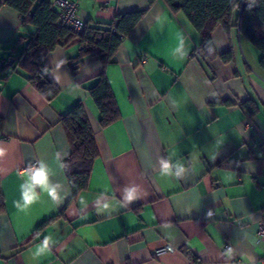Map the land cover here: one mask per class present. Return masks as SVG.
I'll return each instance as SVG.
<instances>
[{"label": "crops", "instance_id": "0c3cea01", "mask_svg": "<svg viewBox=\"0 0 264 264\" xmlns=\"http://www.w3.org/2000/svg\"><path fill=\"white\" fill-rule=\"evenodd\" d=\"M75 1L85 22L147 10L112 62L88 54L73 73L77 42L47 54L40 70L57 88L50 97L28 80L29 71L13 68L23 37L35 28L0 0V147L7 150L0 157V264H264V238L257 233L264 224L261 51L233 20L229 31L221 24L212 30L217 56L208 60L185 13L162 0L150 7L147 0ZM181 36L188 53L182 60L174 52ZM228 50L233 56L225 62L218 55ZM101 73L120 114L104 127L87 91ZM248 99L259 106L256 113L242 107ZM78 101L99 155L88 186L71 199L62 165L69 146L59 120ZM160 158L182 164V177L161 176ZM37 159L48 165L62 200L40 192L20 211L21 173ZM132 186L139 196L126 204L123 191ZM104 203L110 209L98 211ZM46 236L55 241L52 250L34 256ZM167 245L174 250L155 254Z\"/></svg>", "mask_w": 264, "mask_h": 264}, {"label": "trees", "instance_id": "16d2710c", "mask_svg": "<svg viewBox=\"0 0 264 264\" xmlns=\"http://www.w3.org/2000/svg\"><path fill=\"white\" fill-rule=\"evenodd\" d=\"M155 1L147 0L148 7ZM162 1L173 12L185 13L190 25L201 37L199 48L208 60L217 56L210 36L212 30L221 24L226 31H229L235 23L239 34L245 36L261 51L259 66L264 70V0H256L251 6L245 0L239 11L235 8L237 0ZM5 3L20 13L22 22L31 24L35 28L29 36L23 37L26 44L15 58L13 68L20 67L29 71L28 80L41 94L48 96L50 93V97L56 94L57 88L40 70L47 54L58 46L63 47L77 42L79 51L74 63L70 65L73 73L77 71L80 59L88 54L96 56L104 65L112 62L123 38L135 29L147 10L146 8L116 14L110 22L86 21L81 32L72 33L58 24L59 10L54 8L51 0H5ZM218 56L228 62L232 60L233 52L228 50ZM95 79V83L90 85L87 91L98 109L99 125L104 127L119 118L120 114L107 78L101 73ZM242 107L251 114L259 109L252 99L244 102ZM59 121L69 146V155L62 161V165L72 199L88 186L93 163L99 151L89 115L81 101L75 103L67 113L62 114ZM1 125L0 117V128ZM4 209V198L0 192V212ZM51 219L40 223L37 230L48 224Z\"/></svg>", "mask_w": 264, "mask_h": 264}, {"label": "clouds", "instance_id": "9594fccd", "mask_svg": "<svg viewBox=\"0 0 264 264\" xmlns=\"http://www.w3.org/2000/svg\"><path fill=\"white\" fill-rule=\"evenodd\" d=\"M249 6L256 3V0H247ZM185 41L181 36L178 38L177 46L174 50L178 54L179 59H184L187 56V52L184 51ZM59 67V65H58ZM4 147H0V157L4 156L6 153ZM57 157H60V154L57 153ZM185 172V168L182 164L177 162L173 164L170 159L160 158L159 160V173L161 176H174L176 178L182 177ZM23 177V183L20 184V201L16 202V207L20 211L27 210L32 204L36 203L39 199L40 192H44L47 196L53 201H61L62 197L58 191L59 185H53L50 182V169L48 165L42 159H37L35 163H30L24 171L21 173ZM39 189V191H37ZM139 196L138 186L126 187L123 191V201L126 204H130L133 201H136ZM79 203L87 207V201L83 196L80 197ZM110 203H104L98 211L110 209ZM55 241L51 236H46L37 246V251L35 255H42L46 252L52 250V246ZM231 249L225 252L226 256H231Z\"/></svg>", "mask_w": 264, "mask_h": 264}, {"label": "built area", "instance_id": "2783aa9c", "mask_svg": "<svg viewBox=\"0 0 264 264\" xmlns=\"http://www.w3.org/2000/svg\"><path fill=\"white\" fill-rule=\"evenodd\" d=\"M245 0H237L235 5L236 10H240L244 4ZM53 4L58 8V24L67 28L72 33H79L82 31L85 21L80 18L78 13L77 2L75 0H54ZM27 167V166H26ZM257 233L259 237L264 238V224L259 223ZM227 250L232 249L230 245L225 246ZM174 247L171 245L159 247L155 250V254L159 255L164 252H171ZM264 263V257L262 259Z\"/></svg>", "mask_w": 264, "mask_h": 264}, {"label": "water", "instance_id": "95a60500", "mask_svg": "<svg viewBox=\"0 0 264 264\" xmlns=\"http://www.w3.org/2000/svg\"><path fill=\"white\" fill-rule=\"evenodd\" d=\"M13 63V59H11L10 61H9V64H12Z\"/></svg>", "mask_w": 264, "mask_h": 264}, {"label": "rangeland", "instance_id": "374dc122", "mask_svg": "<svg viewBox=\"0 0 264 264\" xmlns=\"http://www.w3.org/2000/svg\"><path fill=\"white\" fill-rule=\"evenodd\" d=\"M11 59H9V61H10Z\"/></svg>", "mask_w": 264, "mask_h": 264}]
</instances>
